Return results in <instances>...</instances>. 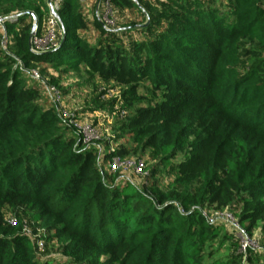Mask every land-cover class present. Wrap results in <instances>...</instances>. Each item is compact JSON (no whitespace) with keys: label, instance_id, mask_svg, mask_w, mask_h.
I'll return each mask as SVG.
<instances>
[{"label":"trees","instance_id":"16d2710c","mask_svg":"<svg viewBox=\"0 0 264 264\" xmlns=\"http://www.w3.org/2000/svg\"><path fill=\"white\" fill-rule=\"evenodd\" d=\"M109 5L143 20L107 29L94 9L88 20L82 0H0V207L21 206L63 257L41 260L18 218L0 226V264H243L210 259L220 228L201 209L240 199L238 223L251 234L261 221L264 232V0ZM48 15L62 38L35 53ZM89 23L93 41L82 36ZM125 32L139 34L123 40ZM60 66L125 87L126 146L102 157L56 102L41 101L31 70ZM146 150L160 168L139 187L101 163ZM176 156L161 184L157 173L169 174ZM254 255L250 264H264Z\"/></svg>","mask_w":264,"mask_h":264},{"label":"rangeland","instance_id":"374dc122","mask_svg":"<svg viewBox=\"0 0 264 264\" xmlns=\"http://www.w3.org/2000/svg\"><path fill=\"white\" fill-rule=\"evenodd\" d=\"M48 1L53 7H56L59 2V0ZM149 2L156 10L166 9V6L163 5V0H149ZM94 5L95 7H93ZM82 8L84 15L89 21L92 20L93 9L95 10V14H97V12L101 13L103 10L101 2L98 3V0H82ZM46 13L47 11L44 12V14ZM10 16L9 18H11ZM107 16V24L114 29H121L122 26L139 23L143 20L142 15L136 10L125 11L114 8L112 13ZM47 18L49 19V15L43 18L44 25L41 33L42 37L40 39L37 38L35 40L36 44H33L34 48L37 47L41 51H46L50 46L57 45L62 38L60 28L56 24L51 25L50 22L47 21ZM13 19H16L15 15ZM1 33H4L3 28H0V34ZM132 34L129 35L128 32L120 33L119 37L123 40H127L128 36H132ZM138 34L139 33L136 35L133 34V36L137 37ZM82 36L88 38L90 41L97 38L91 23H89L87 29L82 31ZM4 44L5 41L0 38V48L4 46ZM243 46H246V44L243 43ZM246 61V57H241L240 66H244ZM35 71L39 75V80L33 78L35 80L33 81L31 78L30 81L39 88L42 98L41 101L43 103L52 105L53 101L57 100V108L64 120L70 118L76 121V124L79 126L90 125L99 131V138L90 142H85L83 134L80 132L81 129L79 130V128H77V133L82 135L83 143L94 147V149L100 152L102 157L108 151L126 146L125 143L127 139L121 137V135L124 134L126 130V122L128 117L132 114V110L123 106L122 93L125 89L124 86L118 85L113 81L103 80L98 76L90 77L83 70L77 73L63 66L57 68L49 67L44 72H40L39 68H36L31 70V74ZM140 92L143 91L140 90ZM56 95H59V97ZM130 161H141L143 163L141 174L132 171L131 167H129ZM178 161V156H176L172 159V162L166 166V168L170 170L169 174L163 173L161 175L157 173V176L162 180L161 184H166L174 177ZM101 163L102 166L108 170L110 169V165H112L111 162L103 158ZM154 166L160 168L159 161L152 159L150 151L146 150L144 153L140 152L136 155L125 156L123 158L116 157V170L110 171L109 173L116 172L121 183H124L126 180L132 181L134 185L139 187L141 183L147 180L146 176L149 170ZM109 178L110 177H108V179ZM239 204L240 199L235 201V203L228 208L223 209V212L222 210L220 212L215 210L207 203L201 209L210 218L211 223L218 225L220 228L217 239H214L217 240V243H214L210 249V259H227L233 255H237L240 256L239 259L243 264H250L254 259L255 251L264 253V232L261 229V221L257 223V227L253 229L252 233L248 234L249 239L253 240L256 246L258 245L257 248L251 251H241L238 233L241 232V230L245 231V229L238 223L235 216V209ZM221 212L225 214V217L220 214ZM227 215L233 217V224L226 221ZM18 218H21L25 233L33 240H36L38 246L36 252L41 260L48 259L59 261L63 259L61 245L56 240L51 239L46 230L42 229L38 223H34L29 215L24 213L21 206L0 207V226H12ZM220 241L223 242L221 245L218 243Z\"/></svg>","mask_w":264,"mask_h":264},{"label":"built area","instance_id":"2783aa9c","mask_svg":"<svg viewBox=\"0 0 264 264\" xmlns=\"http://www.w3.org/2000/svg\"><path fill=\"white\" fill-rule=\"evenodd\" d=\"M100 2L102 4L104 11L102 10L101 13L97 12V16L100 19V21L102 22L103 26L107 29H110L111 27H109V25L107 24L108 23V16L107 15L112 13L111 7L109 5V0H99L98 3H100ZM49 22L51 25H54L55 24L54 18H51L49 20ZM35 40H34V44H36ZM33 52L40 53L41 50L39 48L35 47V48H33ZM32 74H33L32 76L34 79L39 80V75L36 71L32 72ZM56 94H57V92H56ZM56 96L59 97V95H56ZM54 102L57 103V100ZM67 122H68V124H72L76 128H79V130L81 129L80 132L83 134L85 142H90L92 140L99 138V136H100L99 131L90 125L79 126L76 124V121L71 120L70 118H68ZM115 160H116V157H113L112 160L110 161L112 163V165H110V171L116 170ZM129 167H131V169L134 173L141 174L142 170H143V163L141 161H130ZM223 211L224 210H222V212ZM222 212L220 214L225 217V214L224 213L222 214ZM232 220H233V217L227 215L226 221H229L231 224H233ZM238 234H239L240 249L242 252H245L248 249H256L257 248L258 245L256 246V244L253 242V240L249 239V237H248L249 235L245 231L241 230V232H239Z\"/></svg>","mask_w":264,"mask_h":264},{"label":"water","instance_id":"95a60500","mask_svg":"<svg viewBox=\"0 0 264 264\" xmlns=\"http://www.w3.org/2000/svg\"><path fill=\"white\" fill-rule=\"evenodd\" d=\"M2 20H0V22H1ZM34 28H35V25H33V27H32V30H31V34H30V37H32L33 36V34H34Z\"/></svg>","mask_w":264,"mask_h":264}]
</instances>
